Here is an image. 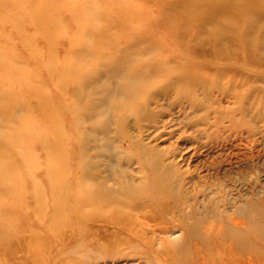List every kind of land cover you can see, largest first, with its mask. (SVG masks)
<instances>
[{"label": "rangeland", "instance_id": "rangeland-1", "mask_svg": "<svg viewBox=\"0 0 264 264\" xmlns=\"http://www.w3.org/2000/svg\"><path fill=\"white\" fill-rule=\"evenodd\" d=\"M251 2L248 6L254 7ZM160 7L161 0H148L146 18L157 19ZM32 10L30 3L21 8L13 0H0V52L9 63L27 71L24 83L0 80V94L12 87L26 105L19 106L17 114L30 116L47 130L54 129L48 115L56 116L61 144L54 157L64 158L73 190L88 179L96 181L97 191L116 195L126 190L142 195L153 188L167 205L158 222L142 220L151 207L144 199L134 210L136 217L131 211L136 221L128 224L129 230L116 222V227L103 221L92 225L84 237L92 250L74 253L77 239L70 238L50 252V264H148L147 254L155 250L160 259L168 253L162 260L176 255L175 250L197 264L203 254L208 264H264V16L254 15L244 24L235 19L247 33L238 35L230 28L235 33L224 36V40L230 37L233 48L244 44L227 60L213 57L209 41L191 48L188 57L160 28L151 26L149 39L138 31L132 33V49H127L129 39L120 36L118 46L106 51L99 70L92 63V48L73 44L77 26L66 6L52 11L59 26L47 20L42 27ZM232 13L240 17L239 12ZM123 19L108 24L106 35L121 33L118 24ZM89 35L93 36L83 37ZM114 54L125 58L111 72L103 66L114 64ZM66 61L78 70L86 67L87 76L82 79L79 74L61 85ZM45 146L41 139L31 143L34 159L29 171L18 173L29 179L28 187L30 177L42 190L47 186L53 158ZM5 148L0 140V152ZM28 204L24 210L35 206L31 198ZM189 230L196 235L190 236ZM116 232L118 240L113 238ZM125 233L130 239L135 234L134 243ZM204 245L208 249L203 251L199 247ZM17 261L31 264L23 257Z\"/></svg>", "mask_w": 264, "mask_h": 264}, {"label": "bare ground", "instance_id": "bare-ground-1", "mask_svg": "<svg viewBox=\"0 0 264 264\" xmlns=\"http://www.w3.org/2000/svg\"><path fill=\"white\" fill-rule=\"evenodd\" d=\"M13 1L18 3L21 8L26 4H32L33 10L31 11V15L37 17V20L42 27L43 23L47 20H52L59 26L55 18L52 17V11L55 6H66L71 13V19L77 26V32L73 44H76L77 46L83 45L87 48L91 47V56H93V59L91 58L92 63L98 66L105 64L104 61H106L105 58L107 55L106 51L110 47L118 46V39L120 36H125L129 39L131 44L127 46V49L129 47V49H132L135 46V39L132 37V33L138 31L143 37L149 39L151 26H157L160 28L162 35L170 38L181 49V53L188 57L191 56L188 54L191 48L195 46H203L209 41L214 48H212L213 57H222L227 60L232 58L234 51H236L238 47L244 48V44H239L233 48L230 37L224 40V36L226 34H234L235 32H232V30L236 31L238 35L247 33V31L241 29L240 25L235 22V19L240 20V22L244 24L252 21L254 15L256 17L264 16V2L262 0H161L162 8L160 7L158 18H154L152 21H149L146 18L148 0H141V3H137L136 0ZM251 1H254V7L248 6L249 4L253 5ZM233 10L239 12L240 17L234 16L232 13ZM118 17L124 18L123 21L121 20L118 24V29H120L121 33L107 36V25L113 20L117 21ZM230 28H232V30ZM86 33H91L93 36L89 35V37L85 39L83 35ZM217 34H219L220 37H217ZM246 50L249 51V47H247ZM121 57L122 59L114 54L112 56V58H115L114 64L113 62H109L110 64L103 66V68L111 72L114 71L124 63L122 60L125 57ZM101 66L97 68L99 69ZM49 68H52V62H50ZM79 68H76L66 61L61 70L60 84H65L66 80L74 78L75 76L78 77L79 74L80 77L84 79L87 76V73H84L86 67L78 70ZM93 71L92 73H94ZM26 73L27 71L24 68L9 63L6 59V54L0 52V80L24 83ZM201 73L206 74L205 71ZM81 78L79 79L81 80ZM33 88L37 90L39 94L41 93L40 89L36 87ZM77 93H79L78 87L76 88V94ZM132 100L134 99L132 98ZM44 103H46L45 98ZM22 105L26 107L25 100L12 87L6 88L0 94V140L4 142L6 147L5 150H8L0 152V264H26L19 263V260L17 261V259L21 257L25 258L27 262H30L31 264H50L52 261L50 252H52L55 247L58 248L57 246H59V244H64L67 240L74 237L77 239L76 245L73 247L74 253H80L83 249L92 250L93 246L91 247L89 245L87 239H85L87 242L84 240L86 230L88 233V230L92 225L102 221L113 222V224L114 222L120 223V226H126L129 230L128 224L135 220V213L139 210H137L136 207H139L141 201L144 199H149L151 207L148 213L141 216L142 220L144 218V220L152 219L153 221V219L155 220L156 218V221L158 222V220H160L158 219L159 215L161 216L163 213L164 216L163 210L165 211L167 208L166 202L163 200L162 194L155 193L153 188L152 190L148 189L149 192H142V195L131 191L129 192V190H126V192L125 190H122L125 193H129L127 195L125 193L122 195H116L115 193H109V189V192L106 191L107 193L97 191L96 181H88V179L84 184H80L77 190H73L69 186L67 171L64 170L66 169L64 166V158L58 160L54 157L58 145L61 144L60 139L57 138V134H60V129L57 124L56 116L53 114L48 115L49 121L51 122L50 125L53 126L54 129L48 128L47 130V127L45 128L43 125L41 126L30 116H19L16 109ZM40 139L45 143L46 151L49 153V156L53 158V166L48 169L46 174L47 186L44 184L45 190H42L43 186H40L33 177H30V184L32 183V185L29 184L30 187H28L29 179L22 174H18L24 170L29 171L30 162H32L31 157H33L30 153V145ZM57 162H62L60 167L56 166ZM27 175H29V173H27ZM99 184L101 185V183ZM43 191L46 194H49V197L46 198ZM30 198L35 202V206L29 211L24 210L25 207L29 205L28 202ZM49 198L50 200L48 201ZM114 200L117 202L114 203ZM49 202H51V204H49ZM116 203L120 205H116ZM105 208L110 210L106 211ZM135 209L137 211L134 213ZM131 211L134 213V217H132ZM143 213H145V211H143ZM154 223L156 224V222ZM144 224L148 225V223ZM155 224L152 226L156 228ZM184 224L186 223L184 222ZM132 226L134 228V224ZM136 227L137 226H135V228ZM142 227L143 225L141 228ZM120 229L121 227L119 230ZM119 230L117 232H126V230ZM117 232L115 233V237H113L116 238V240H118V237H116L118 234ZM130 233L131 232H129V234ZM196 233L197 232L194 230L188 231L190 236H195ZM125 234L126 237H128L126 239L129 240V236L127 233ZM208 234L211 236V233ZM134 235L135 234H131L130 236L135 238ZM136 235V237H139L138 234ZM102 236L104 237V235ZM140 237H142V233ZM134 238L130 239V241H133ZM112 240L113 239H111V242L114 245L115 242ZM143 240V242H146L145 239ZM108 241H110V238ZM119 241H121V243L123 242L122 240ZM130 241L128 242L130 243ZM178 241L180 240H174V242ZM117 243L120 244V242ZM163 243L164 246L166 244L168 245L165 241ZM95 244L97 245V243ZM124 244L126 243H123V245ZM99 245H101V243ZM129 245L131 246V243ZM176 245L178 246V243ZM206 246L208 247V245ZM150 247L152 249V244ZM176 248H179V246ZM199 248L204 251L206 247L204 245ZM112 249H114V247ZM168 250L169 248L167 251ZM113 251L111 250L112 253H114ZM156 251L158 250H155L154 252L152 251V253L149 252L150 254L146 253L148 255V264H197L193 262L190 256L183 253L178 254L175 250L173 251L176 255L170 253L171 256L173 255L171 258L162 260L168 255L166 249L165 252L167 255L165 253L166 257L164 256L162 259H160V253L158 254ZM173 251L171 249L170 252ZM208 251H206L207 254ZM58 252L59 251L57 250V253ZM64 262L66 261L64 260ZM67 262H69L68 259ZM208 262V259H206L203 254V258L198 264H208ZM212 263L213 262L210 264Z\"/></svg>", "mask_w": 264, "mask_h": 264}]
</instances>
